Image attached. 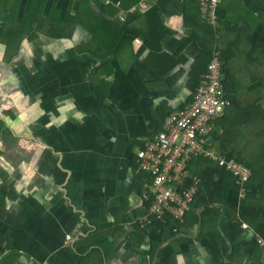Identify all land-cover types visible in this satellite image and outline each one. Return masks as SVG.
<instances>
[{"label":"crops","instance_id":"0c3cea01","mask_svg":"<svg viewBox=\"0 0 264 264\" xmlns=\"http://www.w3.org/2000/svg\"><path fill=\"white\" fill-rule=\"evenodd\" d=\"M199 3L0 0V264H262L264 0ZM216 53L208 145L250 179L201 160L183 222L153 218L136 154Z\"/></svg>","mask_w":264,"mask_h":264},{"label":"built area","instance_id":"2783aa9c","mask_svg":"<svg viewBox=\"0 0 264 264\" xmlns=\"http://www.w3.org/2000/svg\"><path fill=\"white\" fill-rule=\"evenodd\" d=\"M203 18L215 23L214 9L220 0H199ZM223 62L216 53L208 63L192 100L183 108L169 113L163 128L136 154L139 172L150 180L148 200L151 217H170L183 222L200 192L201 181L191 172L192 165L201 160L215 161L240 183L249 181L251 172L242 164L216 155L208 145L213 122L230 107L223 86ZM187 181L185 184L182 182ZM148 217L141 219L145 225ZM67 242L73 239L66 235ZM262 264H264V240Z\"/></svg>","mask_w":264,"mask_h":264},{"label":"water","instance_id":"95a60500","mask_svg":"<svg viewBox=\"0 0 264 264\" xmlns=\"http://www.w3.org/2000/svg\"><path fill=\"white\" fill-rule=\"evenodd\" d=\"M185 183H187V181H185V182H182L181 184H185Z\"/></svg>","mask_w":264,"mask_h":264},{"label":"rangeland","instance_id":"374dc122","mask_svg":"<svg viewBox=\"0 0 264 264\" xmlns=\"http://www.w3.org/2000/svg\"><path fill=\"white\" fill-rule=\"evenodd\" d=\"M251 21L254 22L255 20L252 19ZM252 22H251V23H252Z\"/></svg>","mask_w":264,"mask_h":264},{"label":"trees","instance_id":"16d2710c","mask_svg":"<svg viewBox=\"0 0 264 264\" xmlns=\"http://www.w3.org/2000/svg\"><path fill=\"white\" fill-rule=\"evenodd\" d=\"M199 79H200V78H199ZM199 82H200V81H198V84H199ZM198 84H197V86H198Z\"/></svg>","mask_w":264,"mask_h":264}]
</instances>
